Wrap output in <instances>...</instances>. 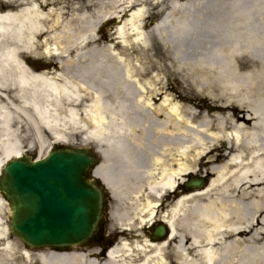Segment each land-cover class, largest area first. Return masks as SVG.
Returning <instances> with one entry per match:
<instances>
[{
  "label": "bare ground",
  "instance_id": "bare-ground-1",
  "mask_svg": "<svg viewBox=\"0 0 264 264\" xmlns=\"http://www.w3.org/2000/svg\"><path fill=\"white\" fill-rule=\"evenodd\" d=\"M16 3L0 12V83L14 80L35 135L54 144L81 135L94 146V176L132 207L104 253L27 250L9 244L7 228L0 249L21 248L30 264H264V0H126L115 17L75 13L69 21L43 12L51 0ZM136 9L112 45L99 47L101 23ZM43 36L59 46L43 48ZM31 56L60 69L33 71ZM20 134L0 131V169L24 153L11 140ZM191 176L205 186L186 189ZM157 223L165 238L142 236Z\"/></svg>",
  "mask_w": 264,
  "mask_h": 264
},
{
  "label": "water",
  "instance_id": "water-1",
  "mask_svg": "<svg viewBox=\"0 0 264 264\" xmlns=\"http://www.w3.org/2000/svg\"><path fill=\"white\" fill-rule=\"evenodd\" d=\"M99 163L91 149L65 145L53 146L43 159L7 160L0 171V195L9 204L10 232L26 248L100 246L109 195L94 176ZM204 184L191 176L185 188ZM150 232L158 240L167 235L159 224Z\"/></svg>",
  "mask_w": 264,
  "mask_h": 264
},
{
  "label": "rangeland",
  "instance_id": "rangeland-1",
  "mask_svg": "<svg viewBox=\"0 0 264 264\" xmlns=\"http://www.w3.org/2000/svg\"><path fill=\"white\" fill-rule=\"evenodd\" d=\"M124 1L126 0H51V2H53L52 5H49L43 12L47 13L50 9H52L54 13L64 12L62 17L65 21H69L75 13H78L81 16L93 15L94 17H98V19H108L111 15L114 17L116 16L115 9L113 8L115 4L122 3ZM17 4L18 3H16V0H0V12L15 10L19 8ZM76 6L81 7V9L78 8V12L75 11ZM136 11L137 9L130 13H127V16L120 22L117 18H113L112 20L108 21L105 20L104 22H102L95 32L96 38L101 40L100 46H98L102 47L104 43H106L108 47L111 46L115 41L113 39V33L116 27L122 26L123 22L126 21L130 17V15L135 13ZM158 11L159 12L156 13V17L152 19L153 21H151L152 24H154L159 16L164 13L163 10ZM62 31V28H58L52 31L51 34L56 37L57 34H62ZM40 42L43 43V48L53 49L59 46V43L56 42L53 38L48 39L46 43H44L45 36L41 38ZM37 51L40 52L41 50L38 49ZM26 63L28 67L33 71L46 70L55 72L59 71L60 69L57 60L47 59L43 57L35 59L31 56L29 59H27ZM8 74H15V71L12 67L8 69ZM21 96H23V94L20 92V89L15 86L13 79H8L7 81L4 80L3 83H0V131L6 128V130L11 133V135L9 136H12L15 130L21 129V134L19 135V137L15 136L11 138L12 142H14L15 145H21L22 150L24 151L23 154L29 155L33 159H40L43 158L50 149H52L54 145L53 139H51L47 135L44 138L40 137L39 135H35L28 129L30 124L26 117L29 115V111L26 107L25 100H22ZM9 136H7V138ZM82 137L83 136L81 135L70 136L66 145L81 147L82 145H84V140ZM7 138L6 136L3 137L5 141H7ZM4 147V145H2V148L0 147V164L5 160V155L3 154ZM102 149L106 150L107 148L103 146ZM118 161V158L115 156H113V158H111V160L109 161L111 171L114 173L117 171ZM205 181H207V179H205ZM129 199V195L124 197L122 196V194L120 195V193H117L115 199H110L108 205V216L106 218L105 235L107 234L112 237V240L110 242L111 246L118 240L119 236L121 235L119 233L121 231V227L117 222V219L122 213H126L131 210L132 205L130 204ZM8 215V209L0 206V234L4 233L5 228H7ZM159 218H162V216L160 215ZM150 227L151 226L141 231L142 236L145 235V230L147 231L146 233L150 234V232L148 231ZM7 239L10 245L16 243L17 241L19 242V240L10 233H8ZM130 239H135L138 241L142 240L141 237L136 238L134 236L130 237L129 240ZM3 242L4 240H0V247L2 246ZM21 248H23L22 244ZM21 248H19L18 250H15V248H13L12 251L9 249V247L5 246V250L0 249V264H30L29 261L23 258V256L21 255ZM99 251H101L100 248ZM32 264L38 263L35 262Z\"/></svg>",
  "mask_w": 264,
  "mask_h": 264
}]
</instances>
